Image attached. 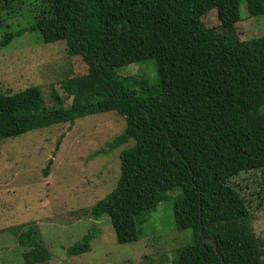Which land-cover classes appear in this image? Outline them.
<instances>
[{"label":"trees","instance_id":"trees-1","mask_svg":"<svg viewBox=\"0 0 264 264\" xmlns=\"http://www.w3.org/2000/svg\"><path fill=\"white\" fill-rule=\"evenodd\" d=\"M241 1L35 0L33 22L6 32L0 47L38 30L46 44L65 41L88 73L61 81L71 104L53 85L48 99L39 86L0 91V141L117 112L126 126L101 150L128 146L117 184L92 207V217L108 215L117 241L133 242L159 204L172 200L175 225L192 240L170 264H264L249 202L230 183L264 168V36L239 37ZM246 1L252 16L264 15V0ZM27 2L0 0V12ZM212 11L216 27L203 20ZM147 61L155 64V87L145 76L117 72ZM15 229L26 264L52 260L35 225ZM96 236L92 226L68 256L88 252Z\"/></svg>","mask_w":264,"mask_h":264},{"label":"rangeland","instance_id":"rangeland-1","mask_svg":"<svg viewBox=\"0 0 264 264\" xmlns=\"http://www.w3.org/2000/svg\"><path fill=\"white\" fill-rule=\"evenodd\" d=\"M27 1V5H17L13 13L0 12V40L6 32H18L33 22L36 12L31 3L35 0ZM240 16L236 29L242 40L264 36V15L252 16L246 0L240 2ZM203 20L208 27L218 25L214 11ZM117 72L121 76H145L154 87L158 82L153 61L120 66ZM87 73V64L68 51L65 41L46 44L38 30L23 31L0 47V91L5 93L39 86L48 99L53 85L71 104L61 81ZM125 126L119 113L102 112L79 118L73 125L55 124L0 141V264H26L24 249L12 232L21 224L35 225L52 254L48 264H170L177 248L192 240L190 231L177 229L172 200L159 204L133 242L117 241L108 215L99 220L92 217V207L118 182L120 153L128 144L101 148ZM49 159L52 164L46 174ZM230 183L249 202L252 226L264 250V168L241 172ZM92 226L97 227V236L91 249L68 256L69 247Z\"/></svg>","mask_w":264,"mask_h":264}]
</instances>
